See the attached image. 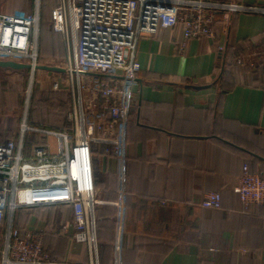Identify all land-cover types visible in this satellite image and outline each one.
<instances>
[{"label":"crops","instance_id":"0c3cea01","mask_svg":"<svg viewBox=\"0 0 264 264\" xmlns=\"http://www.w3.org/2000/svg\"><path fill=\"white\" fill-rule=\"evenodd\" d=\"M220 1L264 9V0ZM1 2L6 13L34 10V0L28 10L29 0ZM215 24L214 37L190 38L184 52L176 47L180 26L138 41L141 69L130 84L135 98L122 148L117 154L108 141L92 145L98 264H114L119 244L123 264H264V208L244 205L234 189L243 165L264 175V13L221 14ZM42 32L40 22L39 55L50 57ZM67 54L64 42L59 56ZM13 71L0 67V74ZM2 80L0 75V93ZM1 100L0 114L8 110ZM64 117L40 124L25 114L23 120L73 133V123L67 117L68 127ZM19 137L20 129L0 121V142ZM45 138L26 133L22 153L28 156ZM49 140L55 151L54 138ZM210 191L221 192V208L198 204ZM120 206L125 210L121 234ZM14 224L28 237H43L54 260L96 264L87 244L72 237L69 207L22 209L14 213ZM6 229L0 227V263Z\"/></svg>","mask_w":264,"mask_h":264},{"label":"built area","instance_id":"2783aa9c","mask_svg":"<svg viewBox=\"0 0 264 264\" xmlns=\"http://www.w3.org/2000/svg\"><path fill=\"white\" fill-rule=\"evenodd\" d=\"M40 9L41 0H34L32 12H0V59L29 63L33 68L42 64ZM243 11L264 13L258 7L220 0H58L51 12L52 27L67 47L68 54L59 67L65 69L74 95L73 109L68 112L74 132L31 126L24 119L19 140L0 142V227L7 225L0 264H72L52 259L40 235L28 237L13 227L17 210L53 204L71 208L72 237L87 244L98 264L92 145L108 141L117 154L122 148L134 106L130 84L141 69L139 39L180 26L182 38L176 47L184 52L188 39L215 36L218 15ZM62 86L59 79L53 83L55 90H62ZM28 132L43 133L46 138L26 156L22 150ZM49 137L54 138L55 151ZM234 189L244 205L264 208V175L243 165ZM198 204L219 209L222 194L210 191ZM124 216L120 206V234ZM114 264H123L120 244L116 245Z\"/></svg>","mask_w":264,"mask_h":264},{"label":"rangeland","instance_id":"374dc122","mask_svg":"<svg viewBox=\"0 0 264 264\" xmlns=\"http://www.w3.org/2000/svg\"><path fill=\"white\" fill-rule=\"evenodd\" d=\"M5 1L7 3V0ZM30 3L31 0L26 4L27 8L24 9H30ZM54 4L55 1L50 6L52 7ZM1 5L0 7L4 8H1L0 11L7 12L8 8L5 7V3L1 2ZM51 27L52 25L49 24L48 28L51 29ZM41 36L43 37V50L46 54L50 55V57L40 58L42 64H46L48 61L45 58H48L51 62H54L52 63L53 65H61L65 57L64 55L60 57L59 54L60 51L64 50V42L57 41L56 35H53V33H45ZM0 75L4 83L3 90L0 93V96H3L1 103L2 101L4 103L5 100L8 109L6 113L0 114V121L2 122L4 120L5 125L11 129H20L25 114L28 115L30 121L46 124L51 123L49 119L54 117L57 118L55 119L56 121L59 120L58 117L63 119L64 115L66 117L68 111H72L73 109V104L72 102L70 103L71 95L69 93L71 92L73 94V92L68 87L69 79L65 73L43 69L36 70L33 73L32 70L24 69L11 73L2 72ZM57 79L63 83L62 90L53 89V83ZM67 117L66 123L69 127ZM17 199L20 200V197L18 196Z\"/></svg>","mask_w":264,"mask_h":264},{"label":"water","instance_id":"95a60500","mask_svg":"<svg viewBox=\"0 0 264 264\" xmlns=\"http://www.w3.org/2000/svg\"><path fill=\"white\" fill-rule=\"evenodd\" d=\"M0 67L14 69V70H24V69L42 70L43 69V70H49V71H54V72H60V73H63L65 71L64 68L56 66V65L38 64L33 68V66L29 63H23V62H18L14 60H4V59H0Z\"/></svg>","mask_w":264,"mask_h":264},{"label":"trees","instance_id":"16d2710c","mask_svg":"<svg viewBox=\"0 0 264 264\" xmlns=\"http://www.w3.org/2000/svg\"><path fill=\"white\" fill-rule=\"evenodd\" d=\"M54 0H48L47 3H44V1L42 0L41 2V9H40V22H41V25H42V34L44 35L45 33H52L49 28H48V25L51 24L52 25V17H51V12H52V9L57 5V3L55 2V4L51 7L50 4L53 3ZM58 2V1H57ZM27 12H30V11H27ZM48 20H49V24H48ZM51 29L53 30V27H51ZM54 33H59V32H56L54 31ZM53 33V35H55ZM33 122V121H31ZM33 208V207H31ZM26 209V208H24ZM22 210V209H20ZM19 211V210H17ZM97 222V220H96ZM97 226H98V223H97ZM14 227H17L19 228L18 225H15L14 224Z\"/></svg>","mask_w":264,"mask_h":264}]
</instances>
